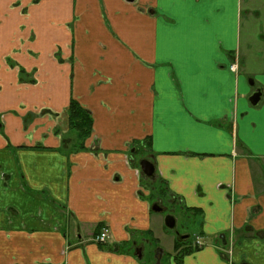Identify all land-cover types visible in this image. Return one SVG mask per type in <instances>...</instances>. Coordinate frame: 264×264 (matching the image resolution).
Masks as SVG:
<instances>
[{"label": "crops", "instance_id": "1", "mask_svg": "<svg viewBox=\"0 0 264 264\" xmlns=\"http://www.w3.org/2000/svg\"><path fill=\"white\" fill-rule=\"evenodd\" d=\"M260 2L0 0V264H149L156 180L200 216L168 264H264ZM70 99L92 119L72 151Z\"/></svg>", "mask_w": 264, "mask_h": 264}, {"label": "rangeland", "instance_id": "2", "mask_svg": "<svg viewBox=\"0 0 264 264\" xmlns=\"http://www.w3.org/2000/svg\"><path fill=\"white\" fill-rule=\"evenodd\" d=\"M261 2L256 8V14H252L251 23V32L253 34V42L251 47H253L251 52V58L249 59V69L253 71H261L264 68L262 65L264 64V0H260ZM251 9V7H249ZM245 28L242 29L243 38L246 35ZM242 44H244L242 42ZM249 83V82H248ZM67 116V110H66ZM68 123V121H67ZM68 126V124H67ZM69 128V132L66 134V141L70 143L69 151L80 149L78 148V143L80 142V137H78L77 133ZM86 139V138H85ZM84 143V141H83ZM76 144V145H75ZM74 145V147H72ZM84 148V147H83ZM82 149V148H81ZM147 158V157H144ZM262 176L264 177V167H262ZM264 179V178H263ZM151 194V193H150ZM151 200L153 203L158 204L163 208L161 212H153L155 217H160V224L158 226L159 239L154 241L150 245H146L145 249L139 250L141 256L148 261L149 264H155V255L156 249L160 250V264H168L177 262L180 255L176 253L175 250H172V244L175 238L174 231L180 233V235L189 234L188 240L186 243H193L197 233L199 232L200 227V216L196 212H191L187 210H183L180 205L178 199L172 198L166 191L164 184L162 181L156 180L154 183V191L151 194ZM167 214L172 215L175 218L176 226L175 230H170L166 228L163 224V217ZM180 244V240H178L177 245ZM158 252V250H157ZM176 253V254H175ZM174 258H171L172 256ZM175 255V256H174ZM171 256V257H170Z\"/></svg>", "mask_w": 264, "mask_h": 264}, {"label": "trees", "instance_id": "3", "mask_svg": "<svg viewBox=\"0 0 264 264\" xmlns=\"http://www.w3.org/2000/svg\"><path fill=\"white\" fill-rule=\"evenodd\" d=\"M67 121L70 129H73L77 133L78 137H80V142L78 143L77 147L80 149L83 148V141L90 135L92 129V119L89 112L84 109L75 99H70L67 107ZM196 248L197 247H186L179 251L178 254L181 257L183 254L188 253ZM179 259L180 258H178L177 262Z\"/></svg>", "mask_w": 264, "mask_h": 264}, {"label": "water", "instance_id": "4", "mask_svg": "<svg viewBox=\"0 0 264 264\" xmlns=\"http://www.w3.org/2000/svg\"><path fill=\"white\" fill-rule=\"evenodd\" d=\"M249 83L252 85V81L250 80ZM262 96V91L260 88H256L248 97V100L250 102L251 105L255 106L258 104V102L260 101ZM139 168H140V172L141 174H143L146 178L148 177H152L154 174V165L153 163L148 159V158H143L139 161ZM151 209L155 212H159L161 211V207L154 203L151 207ZM164 225L169 228L172 229L175 226V220L174 217L170 214L165 215L164 217ZM160 251V250H159ZM136 255L138 257L141 256L140 251L137 250ZM157 260L160 258V253H158L156 255Z\"/></svg>", "mask_w": 264, "mask_h": 264}, {"label": "flooded vegetation", "instance_id": "5", "mask_svg": "<svg viewBox=\"0 0 264 264\" xmlns=\"http://www.w3.org/2000/svg\"><path fill=\"white\" fill-rule=\"evenodd\" d=\"M144 157H142L141 159H143ZM147 158L149 159V160H151L152 159V157H150V156H147ZM140 159V160H141ZM139 160V161H140ZM139 161H138V164H137V168H138V170H139V173H140V176L143 178V179H154V177H155V173L153 174V176L152 177H148V178H146L143 174H141V172H140V168H139ZM154 204V203H153ZM152 204V205H153ZM152 207V206H151ZM161 207V206H160ZM163 210V208L161 207V211ZM153 211V210H152ZM161 211H159V212H161ZM153 212H155V211H153ZM165 217V216H164ZM164 217H163V224H164ZM174 220H175V218H174ZM165 226V225H164ZM175 226H176V221H175ZM175 226L172 228V229H170V230H173L174 228H175ZM166 227V226H165ZM167 228V227H166ZM169 229V228H168ZM175 230V229H174ZM108 232V231H107ZM174 234H175V238H174V241H173V244H172V250H175L176 251V253H179V251H181L182 249H184V248H186V247H191V248H195L196 246H199V243H198V241H197V236L195 237V240L193 241V243H191V244H189V243H186L185 244V242H186V240H188V238H189V234H186V235H180V233L179 232H177V231H174ZM95 236V235H94ZM94 238V237H93ZM107 238H108V236H107ZM107 240V239H106ZM178 240H180V244L179 245H177V242H178ZM158 248H160V247H158ZM156 249V255L158 254V253H161L159 250H161V249ZM137 250H142V248L141 247H135L134 248V253H136L137 252ZM157 250H158V252H157ZM161 251H163V249L161 250ZM175 253V254H176ZM155 255V256H156ZM172 256V255H171ZM170 256V257H171ZM175 256V255H174ZM161 258V257H160ZM160 258L157 260V258L155 257V260H156V262H155V264H160ZM172 258H174L173 256H172Z\"/></svg>", "mask_w": 264, "mask_h": 264}, {"label": "built area", "instance_id": "6", "mask_svg": "<svg viewBox=\"0 0 264 264\" xmlns=\"http://www.w3.org/2000/svg\"><path fill=\"white\" fill-rule=\"evenodd\" d=\"M107 236H108L107 230L102 229L98 234L94 236L93 240L98 243H104L107 239Z\"/></svg>", "mask_w": 264, "mask_h": 264}]
</instances>
